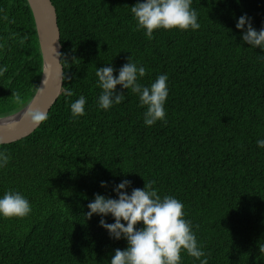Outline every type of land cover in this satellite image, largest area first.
<instances>
[{"label":"trees","instance_id":"16d2710c","mask_svg":"<svg viewBox=\"0 0 264 264\" xmlns=\"http://www.w3.org/2000/svg\"><path fill=\"white\" fill-rule=\"evenodd\" d=\"M51 1L61 33L63 89L31 135L0 145L10 156L0 168V198L17 191L31 206L25 217L0 215V264H111L127 241L100 226L101 219L115 223L114 217L88 219L86 213L96 194L118 199L114 187L125 179L129 195L155 181L158 195L184 205L209 264H264V148L257 145L264 140V49L244 43L236 27L246 14L257 31L264 28V0H192L199 29H158L151 40L137 30L131 12L145 0ZM131 56L146 69L142 85L168 76L166 123L145 125L146 107L119 85L125 99L99 107L96 70L111 66L118 77ZM5 65L0 117L29 103L42 74L27 0H0ZM13 91L24 104L11 99ZM80 96L85 114L73 119L71 104ZM180 264L200 261L182 250Z\"/></svg>","mask_w":264,"mask_h":264},{"label":"clouds","instance_id":"9594fccd","mask_svg":"<svg viewBox=\"0 0 264 264\" xmlns=\"http://www.w3.org/2000/svg\"><path fill=\"white\" fill-rule=\"evenodd\" d=\"M191 3L192 0H145L131 7V12L137 21V30H144L146 37L151 40L154 38V31L158 29H199L198 13L191 8ZM236 27L241 30L244 43L264 49V28L257 31L246 14L238 18ZM26 39L27 37H24L20 43L23 44ZM76 60L73 57V61ZM7 70L6 65L0 67V76ZM115 71L111 66L96 70L98 87L102 89L97 101L99 107L108 110L125 99L124 92L117 91L119 85L122 89L136 94L141 107H146L145 125L153 126L158 121L166 123L164 106L169 95L168 76L159 75L150 86L142 85L139 78L145 76L146 69L133 62L132 56L119 69L118 77L114 76ZM42 93L43 88H37V96ZM72 94L68 92V95ZM11 99L18 104H24L19 92L13 91ZM35 100L36 97L22 114L23 121L30 122L33 128L48 119L46 109L33 106ZM86 103L85 97L80 96L71 104L73 119L85 114ZM0 143L4 141L0 140ZM257 145L264 148V140H258ZM9 160L10 156L6 151L0 152V168L6 167ZM154 184L155 181H147L144 189L132 188L129 195L127 189L131 186V181L125 179L114 187L118 199L96 194L95 199L88 204V219L93 215H111L115 223L109 224L105 219H101L100 226L108 231L112 239L127 241L125 250H115L111 264H180L182 250L199 260L200 264H209L192 230L191 221L184 218V205L173 196L158 195ZM101 187H107V184L101 182ZM30 212L29 201L17 191L9 190L0 198V215L5 218L25 217ZM140 224H143L142 228L137 227ZM259 250L264 254V245H260Z\"/></svg>","mask_w":264,"mask_h":264},{"label":"water","instance_id":"95a60500","mask_svg":"<svg viewBox=\"0 0 264 264\" xmlns=\"http://www.w3.org/2000/svg\"><path fill=\"white\" fill-rule=\"evenodd\" d=\"M27 1L34 16L42 55V74L38 88H43V93L39 96L36 90L29 103L36 97L33 106L46 109L49 113L61 95L64 77L57 9L51 0ZM28 104L11 115L0 117V140L4 141L0 145L24 139L40 126L33 128L30 122L23 121L22 114Z\"/></svg>","mask_w":264,"mask_h":264},{"label":"bare ground","instance_id":"6f19581e","mask_svg":"<svg viewBox=\"0 0 264 264\" xmlns=\"http://www.w3.org/2000/svg\"><path fill=\"white\" fill-rule=\"evenodd\" d=\"M72 3V2H71ZM65 9V8H64ZM64 15V14H63ZM262 18H264V17H262ZM33 35V34H32ZM21 65H23L22 63H21ZM25 81V80H24ZM31 87V86H30ZM16 88V87H15ZM21 90V89H20Z\"/></svg>","mask_w":264,"mask_h":264}]
</instances>
